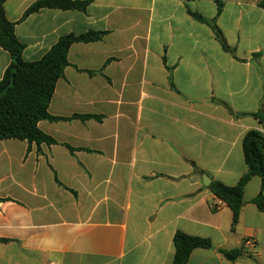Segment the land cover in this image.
<instances>
[{
	"label": "crops",
	"instance_id": "1",
	"mask_svg": "<svg viewBox=\"0 0 264 264\" xmlns=\"http://www.w3.org/2000/svg\"><path fill=\"white\" fill-rule=\"evenodd\" d=\"M36 1L4 2L25 62L65 35L103 37L69 48L48 106L63 120L38 123L57 143L0 141V264H174L177 232L212 244L185 264H264L261 179L246 183L235 230L209 189L238 183L242 139L262 130L251 116L264 114L261 0H220L236 58L187 12L210 20L215 0H93L22 19ZM10 62L0 46V79Z\"/></svg>",
	"mask_w": 264,
	"mask_h": 264
},
{
	"label": "trees",
	"instance_id": "2",
	"mask_svg": "<svg viewBox=\"0 0 264 264\" xmlns=\"http://www.w3.org/2000/svg\"><path fill=\"white\" fill-rule=\"evenodd\" d=\"M92 1L38 0L27 8L22 19L41 9L84 11ZM215 1L217 13L210 20L198 13L189 10L187 12L194 20L207 25L222 49L236 58L235 50L226 43L216 25V18L220 15L223 4L220 0ZM4 2L5 0H0V46L9 53L11 62L0 79V141L16 139L36 146L56 144L54 139L38 128V123L44 120L49 122L63 120V118L51 116L48 106L57 81L63 76L64 69L69 65L67 60L69 48L74 43L99 41L103 37V33L88 32L78 36L65 35L40 60L25 62L22 59L24 46L15 37V24L6 18ZM258 6L264 8V0L259 1ZM257 56L253 55V58ZM251 116L258 120L262 130H250L242 139L246 173L235 186H225L216 181H213L209 186L210 191L231 210L232 230H235L239 223L244 206L243 190L252 176H258L261 179L260 192L252 200V203L264 212V114L255 113ZM173 246L174 264H185L194 249H209L212 244L209 240L177 232L173 237ZM219 253L226 261L236 262L242 254V249H220ZM250 261L251 264H258L254 258H251Z\"/></svg>",
	"mask_w": 264,
	"mask_h": 264
},
{
	"label": "built area",
	"instance_id": "3",
	"mask_svg": "<svg viewBox=\"0 0 264 264\" xmlns=\"http://www.w3.org/2000/svg\"><path fill=\"white\" fill-rule=\"evenodd\" d=\"M215 208H217V207L215 206ZM249 244H250V245H254L255 242H254L253 240H250V241H249Z\"/></svg>",
	"mask_w": 264,
	"mask_h": 264
},
{
	"label": "water",
	"instance_id": "4",
	"mask_svg": "<svg viewBox=\"0 0 264 264\" xmlns=\"http://www.w3.org/2000/svg\"><path fill=\"white\" fill-rule=\"evenodd\" d=\"M239 258H240V259H243L244 257H243V255H240Z\"/></svg>",
	"mask_w": 264,
	"mask_h": 264
}]
</instances>
